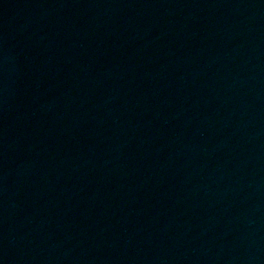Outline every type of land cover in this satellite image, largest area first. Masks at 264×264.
<instances>
[{"label":"water","instance_id":"water-1","mask_svg":"<svg viewBox=\"0 0 264 264\" xmlns=\"http://www.w3.org/2000/svg\"><path fill=\"white\" fill-rule=\"evenodd\" d=\"M0 264H264V0H0Z\"/></svg>","mask_w":264,"mask_h":264}]
</instances>
